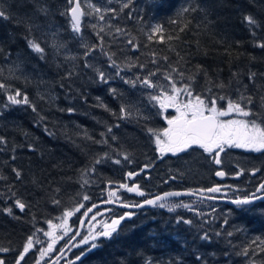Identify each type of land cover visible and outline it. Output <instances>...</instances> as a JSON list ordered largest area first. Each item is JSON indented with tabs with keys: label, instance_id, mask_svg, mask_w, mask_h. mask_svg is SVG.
Wrapping results in <instances>:
<instances>
[{
	"label": "trees",
	"instance_id": "1",
	"mask_svg": "<svg viewBox=\"0 0 264 264\" xmlns=\"http://www.w3.org/2000/svg\"><path fill=\"white\" fill-rule=\"evenodd\" d=\"M125 3L129 6L121 11ZM89 4L102 9L103 21ZM82 5L91 14L79 34L72 31L67 0H0V9L13 17L0 20V84L5 85L0 89V247L9 249L0 258L8 261L18 257L29 236L35 252L46 247L48 221L82 203L88 207L106 199L122 176L156 161L148 129L159 131L164 123L159 102L149 97L160 95L161 88L171 94L166 76L178 88L194 76L193 94L202 97L251 96L252 119L264 120V48L258 46L264 43V0H82ZM185 7L197 10L182 13ZM109 8L117 11H103ZM247 15L259 27L249 26ZM20 20L32 25L31 31L18 25ZM155 25L163 32L153 33ZM117 27L122 31L117 33ZM25 37L45 49L43 59ZM84 45L95 46L86 58ZM108 56L119 66V75ZM86 62L92 67H84ZM96 70L109 77L108 83L99 81ZM137 77H147L157 87L124 82ZM221 83L224 88L215 86ZM16 91L21 93L17 99L26 95L29 103L11 104L8 96ZM122 105L131 112L125 119H120ZM207 158H190L185 164L192 167L183 170L205 187L198 180L210 173L200 162ZM13 169L21 172L19 179ZM115 193L121 196L120 190ZM17 199L26 205L24 211L15 206ZM228 208L205 217L181 209L154 212L144 220L135 214L111 238L91 239L63 264H264V201L249 213ZM118 216L116 209L109 213ZM79 218L78 213L73 223ZM180 218L192 224L172 227ZM205 232L210 241L200 239ZM91 243L98 247L89 251ZM82 251L85 255L76 260Z\"/></svg>",
	"mask_w": 264,
	"mask_h": 264
},
{
	"label": "snow or ice",
	"instance_id": "2",
	"mask_svg": "<svg viewBox=\"0 0 264 264\" xmlns=\"http://www.w3.org/2000/svg\"><path fill=\"white\" fill-rule=\"evenodd\" d=\"M68 4L71 5V7L67 10V12H70L71 14V27L72 31L74 33H80L81 32V18L85 15H90L91 13H86L82 9V0H67ZM89 7L93 9V11L99 15V19L103 21L105 19L104 15L102 14V9L100 7H97L96 5L89 4ZM129 5L128 3H125L121 9L127 8ZM196 8H188L185 7L182 9V13H186L189 11H196ZM40 12L46 13V9L40 8ZM103 11L115 13L117 10L114 8H109ZM65 13H62V15ZM13 17L9 15L6 11L3 9H0V20L9 21L12 20ZM244 21L251 27H259L258 21L251 15H247L244 17ZM172 23H176V21H172ZM18 25L25 26L28 31H31L32 25L25 24L24 21L20 20L17 21ZM184 29L182 28L181 31ZM101 31H103V28H101ZM115 31L117 33L121 32L122 30L120 28H116ZM153 33H162L163 27L161 25H155L152 28ZM178 38V37H177ZM27 41L28 47L35 53L40 54L41 59L44 58L43 54L45 52V49L41 47L40 43L37 42L34 39H28L25 37ZM103 38L101 37V40ZM151 39V36L149 37ZM168 39H172V37H168ZM161 40H163V37H161ZM129 44H133L132 40H128ZM260 48H264V43H261L258 45ZM55 47V45H54ZM85 52L83 53L84 57H88L92 51L95 50V46L92 48H89L87 45H84ZM135 47V45H134ZM108 59L111 61L110 67L117 68L116 75H119V66L116 64V61L112 59L111 56H108ZM167 59V57H165ZM155 63V61H153ZM84 67L90 68L92 67L91 64L85 63ZM143 67V65H141ZM98 74V79L100 82L108 83L109 77L105 75L103 71L96 70ZM173 71H176V69H173ZM156 73H149V76H153ZM72 73L69 72L68 76H71ZM181 77H183V73H179ZM235 75V74H233ZM256 76V73H250L249 79L252 80ZM123 79V77H121ZM165 79L170 81V87H171V94H168L163 88H161L160 95H152L149 97L150 100L159 102L160 107L163 108H175L176 115L172 118L167 119L168 127L165 128L161 133L157 132L154 129H148L149 133L151 135L155 136V143L157 146V150L161 153L163 156L165 153H172L177 154L180 152H185L189 149L194 148H200L205 153H208L209 155L213 156L214 163L219 165L221 163L220 160V153L225 151V148H245L249 149L255 152H261L264 151V120H260V122H257V119H220L221 117H229L233 114H236L237 116L249 118L256 116V113H254L250 107V105L253 104V99L251 96H245L243 93L239 95V98L236 100H233L227 96H219V97H202L200 94H193L192 91V81H194L195 77H189V83L184 84L182 87H177L175 81L172 80L171 76H166ZM137 81L141 83V85L153 88L157 87V85H154L149 78L140 79V77H137L136 80H124L125 83L130 84L132 87H135L137 84ZM219 88H224V84L215 85ZM5 88L4 84H0V89ZM113 94L116 93V89L110 90ZM208 92H211V88L207 90ZM181 94H184L188 97L187 102L180 101L179 97ZM17 97H21L20 91H16L15 95L8 96V100L11 102V104H28V97L22 96L21 99H17ZM217 100L226 101V107H218ZM262 102H264V97L261 98ZM103 106V105H101ZM33 111H35V108H33ZM67 111L72 112L73 109H68ZM120 119H125L128 116L131 115V112L129 111V108L125 105H122L120 108ZM112 128H108V132L111 133ZM103 136L104 134L101 133ZM163 137V138H162ZM113 140L116 139L115 136L112 137ZM4 142V138L0 137V143ZM103 143H107V141H100ZM14 159V157H13ZM125 160H128L129 157L127 155L124 156ZM100 160H96L95 163H100ZM115 163L119 164L120 160H116ZM148 166L145 165V168ZM141 171H144V169H141ZM258 171V170H257ZM13 172L15 173V176L17 179L21 177V172L17 169H13ZM138 173L129 172L127 175L129 178L133 177L134 175H137ZM217 176H224L225 173L222 171L216 172ZM2 179V177H0ZM122 188H126L129 192H136L140 196H144L145 193L143 191L139 190L138 186H132L129 187L126 184L120 185ZM208 192L211 193H218L221 191L220 187H212L207 189ZM257 191H264V184H261ZM191 194V193H189ZM114 195V193L110 194ZM167 196H178L180 193H166ZM213 197H209V199H212ZM84 200H88V196L83 197ZM163 199V197H157L156 199H145L143 204L137 203L134 205H128L124 204V207H136V208H142L144 205H153L157 206V201ZM258 199H264V197L256 196L255 193L252 194L250 197H245L243 199H235L232 201L233 204H236L237 206H240V210L244 211L245 209L242 206L249 205L253 202V200ZM111 202V201H108ZM54 203L59 204V201H54ZM15 206L19 208L21 211H24L26 205L21 202L19 199L15 201ZM84 207V205H80V207L75 208L74 210H68L65 211L63 214V223L61 225H54L51 221H48L49 229H52V231H46L44 232V235L51 238V242L48 244L47 248L39 249V255L40 259L42 260L45 256H47L49 253L53 252L54 246L56 245L57 241L61 239L62 237H58L55 234V229L57 227H63L65 228V234L67 233V218L74 215V212H79L80 208ZM95 207V205L93 206ZM160 208H168V211L171 212L174 210L175 207H184L189 208L190 206L187 204H177L169 206L166 203H160L158 205ZM5 211L9 215L12 214V209L7 208ZM92 208H88L87 211L84 213V215H87L88 212H91ZM135 215L134 212H127L123 215L119 216L116 219H113L111 221V224H105L104 230L102 232H98L96 234H91V239L93 241H96L98 237L103 238H111L114 233L117 232L118 227L121 225L122 221H125L126 219H131ZM184 223V224H192L191 220H186L183 218H180L177 220V223ZM225 224H227V220L224 221ZM217 236L220 235L219 232L216 233ZM228 236H232V232L227 233ZM200 239L204 241H210L211 237L207 232H205ZM36 243H40L39 240L36 241ZM84 244L89 243V238L85 237L82 241ZM34 241L33 237L29 236L23 246L22 251L19 252L18 258L15 261V264H22L23 261H25L26 254L29 253V251L33 248ZM98 247L97 243H91L89 251L91 249H95ZM8 248H2L0 247V252H8ZM62 251V250H61ZM244 254H247V250H245ZM85 255V253L82 251L79 256L76 257V260H79L81 256ZM197 260H203V257L200 255L196 256ZM0 264H5V261L3 259H0ZM36 264H39V261L36 262ZM53 264H57L56 261H53ZM69 264H74L73 261H69Z\"/></svg>",
	"mask_w": 264,
	"mask_h": 264
},
{
	"label": "flooded vegetation",
	"instance_id": "3",
	"mask_svg": "<svg viewBox=\"0 0 264 264\" xmlns=\"http://www.w3.org/2000/svg\"><path fill=\"white\" fill-rule=\"evenodd\" d=\"M179 99L182 102H187L188 98ZM217 104L218 107H226V105H220L218 102ZM164 111L166 113L162 115V118L164 127L167 128V119L175 116L176 111L175 108L171 107L164 108ZM220 119H251V117L244 118L233 114L229 117H221ZM164 129H162L161 132H163ZM155 151L158 156V158H156V161L154 160L152 163L148 164L147 168H145V166L136 167L133 172L138 174L134 175L131 178H129L128 175L122 176V182L116 184L115 189H113L111 193L120 190V192L125 193L124 200L127 203L131 204H141L144 202L145 199H154L166 193H173L179 191H186L193 195L189 197L169 198L163 201L159 200L157 201V206L150 207V205L149 207H147V209L142 211H131L135 214L138 212L148 211L147 215H149L150 213L158 211H166V209H168L167 207H158L160 203H166L169 206L177 204H187L190 206L189 208L175 207L174 209H181V211L187 212L189 214L195 213L198 215H207L215 211L221 210L225 207L223 206V203H219V200L226 198L227 194H230L232 196V199H243L245 197L252 196L253 193H255L256 196H261L264 194V191H257L259 186L261 184H264V151L255 152L245 148L226 147L225 151L220 153L219 158L221 160V163L219 165L214 163L213 156L209 155L208 153H205L200 148L189 149L185 152H180L175 155L172 153H165L163 156L157 150V148ZM201 153L206 154L208 156L207 159H201L200 162L204 163L202 165H206L210 173L208 174V176H204V178L198 181L205 182L207 187L202 184H197V181H195L196 178L192 176L191 172H187V174H184L187 171L184 168L192 167L191 165L186 166V160L189 159L188 161H190V158H197L198 156H200ZM141 169H144V171H141ZM183 170H185V172H183ZM219 170H223L225 173L224 178L223 180H221V182H219L216 178V172H218ZM122 184H126L129 187H132L134 185L138 186L139 190L143 191L145 195L140 196L136 192H129L126 188L120 187V185ZM217 186L221 188L220 192L211 193L207 191V189ZM198 194H200L204 198L197 199ZM209 197L213 198L209 199ZM234 208L237 211L240 207ZM106 210H108L107 207L100 208L95 211V213H93L91 217H95L103 212L108 213ZM119 212L121 213V215H123L124 213H127L129 211L121 209L119 210ZM145 214L146 213H143L144 216ZM108 219L109 218L106 217L105 214H103V217L99 222L100 224H102V221H108ZM89 222L90 221H87L86 224H88ZM148 225L151 226L152 224L148 223ZM171 226L178 227V223ZM74 234L75 230L66 238L58 242H64L62 246H57V243L54 246L53 252L49 253L42 260L40 259L39 252L30 255L29 253L26 254L25 261H23L22 264H36L37 261H39V264H48L49 262H51L52 259H54L58 255L61 248L65 246L67 241L72 238ZM83 238L84 237L78 239L66 255H70L72 253V250H74L77 254L80 249L76 246L80 244ZM64 257H62L61 259L58 258L56 260L57 264H63L62 262ZM16 259H10L9 264H15Z\"/></svg>",
	"mask_w": 264,
	"mask_h": 264
},
{
	"label": "rangeland",
	"instance_id": "4",
	"mask_svg": "<svg viewBox=\"0 0 264 264\" xmlns=\"http://www.w3.org/2000/svg\"><path fill=\"white\" fill-rule=\"evenodd\" d=\"M179 98H188L186 95H184V94H181L180 95V97ZM158 132V131H157ZM159 133H162L161 131L159 132ZM163 138V137H162ZM155 139H156V137L155 136H153V141H154V144L156 145V143H155ZM157 147V146H156ZM192 165V164H191ZM118 195H116V194H114V197H117ZM117 199L118 200H121V198L120 197H117ZM82 205H84V207H85V203H82ZM78 207H80V206H78ZM78 207H75V208H78ZM84 207H82V208H80V211L79 212H74V215H72L71 217H68L67 218V233L65 234V228H63V227H57L56 229H55V234H56V236H58V237H62L61 239H59L58 241H57V243L59 242V241H61V240H63L64 238H66L69 234H71V233H73V231H74V226L72 225L73 224V219H74V217L75 216H77V214L78 213H81V211L83 210V208ZM75 208H73L72 210H74ZM103 214H105V212H103V213H100V214H98L97 216H95V217H91L90 218V222L88 223V224H85V230H86V235H85V237H88L89 238V242H90V240H91V234H96V233H98V232H101V228H100V220H101V218L103 217ZM63 219H64V217H63V215L62 216H60L58 219H56V220H54V219H52V220H50L51 222H52V224H54V225H61L62 223H63ZM103 222V225L104 224H106L107 222L106 221H102ZM46 231H52V229H49V226H48V223H47V226H46V228L44 229V231H43V235H44V232H46ZM44 237H45V239H46V241H47V245H46V247H44V248H47V246H48V244L51 242V238L50 237H47V236H45L44 235ZM84 237V238H85ZM83 238V239H84ZM83 239L81 240V242H80V244H78L76 247L77 248H80L81 246H86L87 244H84V243H82V241H83ZM33 241H34V239H33ZM56 243V244H57ZM89 244V243H88ZM39 245H40V243H39ZM33 248L35 249L36 248V244H35V241H34V246H33ZM32 248V249H33ZM23 249V246L21 247V249L20 250H22ZM30 254H32V250H30L29 251V255ZM69 255H66L65 257H68ZM68 259V258H67ZM13 264V263H12Z\"/></svg>",
	"mask_w": 264,
	"mask_h": 264
},
{
	"label": "water",
	"instance_id": "5",
	"mask_svg": "<svg viewBox=\"0 0 264 264\" xmlns=\"http://www.w3.org/2000/svg\"><path fill=\"white\" fill-rule=\"evenodd\" d=\"M70 16H71V14H70ZM81 28H82V18H81ZM222 172H224V171H222ZM216 178L219 180V181H221V180H223V178H224V176H217L216 175ZM173 193H180V195H178V196H175V195H173V196H167L166 194L164 195H162V196H160V197H163V199H161V200H165V199H169V198H176V197H189V196H192L193 194H189V192H173ZM198 197H201V196H198ZM260 197H264V195L263 196H260ZM156 199V198H155ZM261 200H264V199H258V200H253V202L252 203H254V202H257V201H261ZM159 201V200H158ZM229 203H232V201H229ZM106 204H115V205H118V206H123V205H119V204H117V203H115V202H103V203H101V204H97V205H95V207H91L92 208V211L94 210V209H96L97 207H99V206H103V205H106ZM143 204V203H142ZM233 204V203H232ZM124 207V206H123ZM145 207H149V205H144L142 208H145ZM129 208H133V209H140V208H136V207H129ZM91 211V212H92ZM91 212H88L87 213V215H83V217L81 218V220H80V222H79V226H78V230H77V232H76V234H75V236L68 242V244L62 249V251L53 259V260H51V262H49L48 264H53V261H56L59 257H61L68 249H69V247L79 238V236L81 235V233H82V230H83V226H84V223H85V220H86V218H87V216L91 213Z\"/></svg>",
	"mask_w": 264,
	"mask_h": 264
},
{
	"label": "bare ground",
	"instance_id": "6",
	"mask_svg": "<svg viewBox=\"0 0 264 264\" xmlns=\"http://www.w3.org/2000/svg\"><path fill=\"white\" fill-rule=\"evenodd\" d=\"M116 195H118L117 197H120L121 198V200H118L117 199V197H114V195H109L106 199H102L101 201H99V202H96V203H92L91 205H89L88 207H84L83 208V210L81 211V213H79L80 214V217L82 218L83 217V215H84V213L87 211V209L88 208H91V207H93L94 205H97V204H101V203H103V202H108V201H112V202H115V203H117V204H119V205H124V204H128V205H134V204H131V203H127L124 199H125V193H123V194H121V196H119V194H117V193H115ZM191 200V199H190ZM189 202V201H188ZM109 206V207H108ZM103 207H107L108 208V210H106L108 213H110L113 209H116V210H126V211H129V212H131V211H134L135 209H133V208H129V207H123V206H118V205H115V204H106V205H103V206H99V207H97L96 209H94L88 216H87V218H86V220L85 221H89L90 220V218H91V216L93 215V213H95V211H97L98 209H100V208H103ZM108 213H106L105 212V216L106 217H108V218H110L109 217V214ZM120 213V212H119ZM120 216H121V213H120ZM119 217V216H118ZM118 217H114V218H110L111 219V221L113 220V219H116V218H118ZM134 217V216H133ZM132 217V218H133ZM127 220H129V219H126L125 221H127ZM111 221H109V224H111ZM125 221H122L121 222V225L125 222ZM120 225V226H121ZM119 226V227H120ZM118 227V228H119Z\"/></svg>",
	"mask_w": 264,
	"mask_h": 264
}]
</instances>
